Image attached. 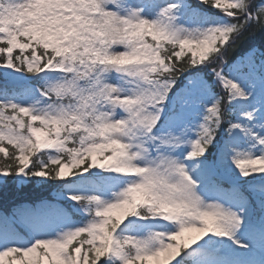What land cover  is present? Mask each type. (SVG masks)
I'll list each match as a JSON object with an SVG mask.
<instances>
[{
    "label": "snow or ice",
    "instance_id": "6c2138e0",
    "mask_svg": "<svg viewBox=\"0 0 264 264\" xmlns=\"http://www.w3.org/2000/svg\"><path fill=\"white\" fill-rule=\"evenodd\" d=\"M215 10V11H213ZM264 0H0V264H264Z\"/></svg>",
    "mask_w": 264,
    "mask_h": 264
},
{
    "label": "trees",
    "instance_id": "16d2710c",
    "mask_svg": "<svg viewBox=\"0 0 264 264\" xmlns=\"http://www.w3.org/2000/svg\"><path fill=\"white\" fill-rule=\"evenodd\" d=\"M215 11V10H213ZM257 43L264 42V31L255 36ZM51 190H42L33 184L23 186V190L17 192L15 189H9L6 193L0 190V208L10 210L15 204L22 201H36L43 196H50Z\"/></svg>",
    "mask_w": 264,
    "mask_h": 264
}]
</instances>
